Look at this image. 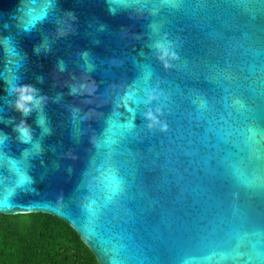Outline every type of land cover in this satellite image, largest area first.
<instances>
[{
  "label": "water",
  "instance_id": "obj_1",
  "mask_svg": "<svg viewBox=\"0 0 264 264\" xmlns=\"http://www.w3.org/2000/svg\"><path fill=\"white\" fill-rule=\"evenodd\" d=\"M21 213L99 264H264V0H0V214Z\"/></svg>",
  "mask_w": 264,
  "mask_h": 264
},
{
  "label": "trees",
  "instance_id": "obj_2",
  "mask_svg": "<svg viewBox=\"0 0 264 264\" xmlns=\"http://www.w3.org/2000/svg\"><path fill=\"white\" fill-rule=\"evenodd\" d=\"M0 264H99L65 221L46 213L0 214Z\"/></svg>",
  "mask_w": 264,
  "mask_h": 264
},
{
  "label": "clouds",
  "instance_id": "obj_3",
  "mask_svg": "<svg viewBox=\"0 0 264 264\" xmlns=\"http://www.w3.org/2000/svg\"><path fill=\"white\" fill-rule=\"evenodd\" d=\"M14 91H18L20 93L19 98L15 104L17 110L22 111L24 114H28L31 111V108L27 107L26 105L35 104L38 106L40 104L39 100H34V97L31 95L35 90L28 86H21ZM23 133L25 137L29 135L28 130L24 127L19 129Z\"/></svg>",
  "mask_w": 264,
  "mask_h": 264
}]
</instances>
